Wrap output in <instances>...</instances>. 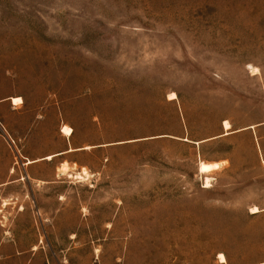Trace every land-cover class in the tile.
Instances as JSON below:
<instances>
[{"label":"rangeland","instance_id":"obj_1","mask_svg":"<svg viewBox=\"0 0 264 264\" xmlns=\"http://www.w3.org/2000/svg\"><path fill=\"white\" fill-rule=\"evenodd\" d=\"M220 254L264 264V0H0V264Z\"/></svg>","mask_w":264,"mask_h":264},{"label":"crops","instance_id":"obj_2","mask_svg":"<svg viewBox=\"0 0 264 264\" xmlns=\"http://www.w3.org/2000/svg\"><path fill=\"white\" fill-rule=\"evenodd\" d=\"M15 99H21V98H15ZM15 99L12 98L11 100L14 101ZM12 101L10 102V105L15 106L16 104H13L14 102H12ZM22 103H23V101H22ZM20 105L17 104V106H20ZM17 106H15V107H17ZM62 131H63V129H62ZM62 134H64V133L62 132ZM71 136H66V137H71ZM27 140L30 141V142L29 141L28 142L31 144V146L33 148L32 156L31 157H24L26 162H22L23 166L26 167L25 171L27 172L28 178H31L32 180H35L37 182H43V183L48 182V183H50V182H52V180L54 178L53 175H55V171H57V170L61 171V166L65 167L66 164H68V166H70L71 159H70L69 155L74 150L69 146L67 147V146L63 145V147L60 148L59 150L47 152V155H45L44 157L35 159V124L32 127L31 136L28 137ZM67 141L69 144V142H70L69 138H67ZM61 142H63V143L66 142L65 138H62ZM48 158H49V160H48ZM57 162L60 164V167H56V169L53 170L51 167V163H57ZM62 170H63V168H62ZM52 172H54V173L52 174ZM13 173H15V170L12 168V169H10V174H13ZM7 206H8V204H7Z\"/></svg>","mask_w":264,"mask_h":264},{"label":"bare ground","instance_id":"obj_3","mask_svg":"<svg viewBox=\"0 0 264 264\" xmlns=\"http://www.w3.org/2000/svg\"><path fill=\"white\" fill-rule=\"evenodd\" d=\"M256 70V69H255ZM254 70V71H255ZM15 99V98H14ZM177 99V96H176V94L175 93H171L170 95H169V100H176ZM12 101V100H11ZM12 102H14L13 104H16L15 106H17V104L18 105H20L21 103H22V100L21 99H15L14 101H12ZM223 128L225 129V131H226V133H225V136L226 135H229V134H231V133H233V132H230V130H231V124L228 122V121H224L223 122ZM63 133H64V136L66 135V136H71L72 134H73V131H72V129H70L69 127H67V126H64L63 128ZM91 147H86L85 148V150H89ZM50 157V156H49ZM51 159V158H50ZM48 160H49V158H48ZM221 167H222V164H220V163H204V162H201L200 164H199V173L201 174V175H205V176H209L210 174H212L213 172H215V171H218V170H220L221 169ZM65 174H67V176L69 177V178H71V177H74V175H71V173H68V167L67 166H63V170H62V172H61V175L63 176V175H65ZM87 172L85 171V170H83V173H76V179H84V177H83V175H85V176H87ZM210 178L209 177H207L206 179H205V183H206V188H210L211 187V185H210ZM61 200H63V198H61ZM5 206L7 205V203L6 204H4ZM259 212H261L260 210H259V208L256 206V207H253L252 209H251V213L252 214H257V213H259ZM36 249V248H35ZM34 249V250H35ZM219 261L222 263V264H224V263H226V259H225V257H224V255L223 254H220L219 255Z\"/></svg>","mask_w":264,"mask_h":264},{"label":"built area","instance_id":"obj_4","mask_svg":"<svg viewBox=\"0 0 264 264\" xmlns=\"http://www.w3.org/2000/svg\"><path fill=\"white\" fill-rule=\"evenodd\" d=\"M204 188H206V183H204Z\"/></svg>","mask_w":264,"mask_h":264}]
</instances>
